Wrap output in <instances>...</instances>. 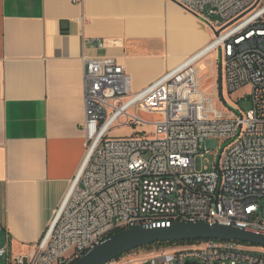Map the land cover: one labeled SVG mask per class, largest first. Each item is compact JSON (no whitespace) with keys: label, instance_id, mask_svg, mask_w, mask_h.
I'll list each match as a JSON object with an SVG mask.
<instances>
[{"label":"built area","instance_id":"2783aa9c","mask_svg":"<svg viewBox=\"0 0 264 264\" xmlns=\"http://www.w3.org/2000/svg\"><path fill=\"white\" fill-rule=\"evenodd\" d=\"M173 1L205 18L213 39L138 92L115 58L83 55L86 157L33 251L13 256L4 246L5 264H72L113 233L138 225L211 222L264 234V0ZM213 53H219L223 91L249 86L251 109L218 107V91L215 98L202 88L198 65ZM123 127L133 134H111ZM209 138L228 142L212 163L205 157ZM198 156L212 165L198 169ZM140 251L106 264H264L263 247L239 240Z\"/></svg>","mask_w":264,"mask_h":264},{"label":"crops","instance_id":"0c3cea01","mask_svg":"<svg viewBox=\"0 0 264 264\" xmlns=\"http://www.w3.org/2000/svg\"><path fill=\"white\" fill-rule=\"evenodd\" d=\"M213 37L173 0H0V249L33 251L86 157L83 55L115 58L138 92ZM218 57L198 65L217 84Z\"/></svg>","mask_w":264,"mask_h":264},{"label":"water","instance_id":"95a60500","mask_svg":"<svg viewBox=\"0 0 264 264\" xmlns=\"http://www.w3.org/2000/svg\"><path fill=\"white\" fill-rule=\"evenodd\" d=\"M220 32L216 31L218 35ZM222 66L218 68V89L221 101L226 105L222 82ZM201 239L239 240L264 248V234L244 228L211 222H173L169 227L138 225L113 233L73 264H106L129 252L161 242H181Z\"/></svg>","mask_w":264,"mask_h":264},{"label":"rangeland","instance_id":"374dc122","mask_svg":"<svg viewBox=\"0 0 264 264\" xmlns=\"http://www.w3.org/2000/svg\"><path fill=\"white\" fill-rule=\"evenodd\" d=\"M210 19L213 21H217L220 20V17L217 15H210ZM221 21V20H220ZM210 75V68L208 66L206 67H201V72L199 75V78L201 80L202 83V88L206 91V93L213 95L215 98H217V91H218V96L221 100V97L219 95V89H218V84L216 83L215 79L212 78L210 79L209 76ZM206 80V82H202ZM203 83L205 85H203ZM250 92V87L246 86L244 88H242L239 91L230 93L227 89H225L224 92V97L227 101V104L231 109H233L234 111H238V109H240L241 111H247L249 109L252 108V99L251 96L247 93ZM222 104H220L219 102H217L218 107H221L224 103L221 101ZM142 116L146 119V120H154L155 116L154 115H150V114H142ZM144 127L148 132H152V128L150 126H142ZM140 127H137V129H139ZM134 131H132L130 128L128 127H123V128H115L112 130L111 134L114 137H119V136H129L131 134H133ZM228 142H225L223 139L220 138H209L205 141L204 145L205 147H207L208 149H210L211 154H206L205 157L206 159H209L212 163L213 159L215 158V155L218 153H220L223 149V147L227 144ZM210 163V162H209ZM206 160H203V158H201L200 156H198L196 158V166L198 169H201L205 164H209ZM212 165V164H209ZM167 248L166 245H162V246H154L150 249H146L143 248L141 249L140 252H138L137 254L139 255H149L154 253L157 250H161V249H165ZM0 264H5V261L2 257H0ZM138 264H150L149 262H140Z\"/></svg>","mask_w":264,"mask_h":264},{"label":"trees","instance_id":"16d2710c","mask_svg":"<svg viewBox=\"0 0 264 264\" xmlns=\"http://www.w3.org/2000/svg\"><path fill=\"white\" fill-rule=\"evenodd\" d=\"M184 242H191V241H181V242H161V243H156V244H152V245H149V246H146L145 248L146 249H150V248H152V247H154V246H162V245H166V246H168V245H171V244H174V243H184ZM74 263V262H73ZM72 263V264H73Z\"/></svg>","mask_w":264,"mask_h":264}]
</instances>
